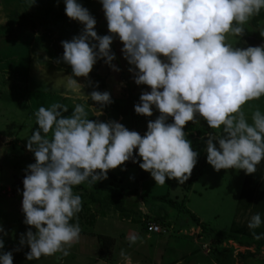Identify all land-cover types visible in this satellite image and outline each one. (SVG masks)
Instances as JSON below:
<instances>
[{"label": "clouds", "instance_id": "1", "mask_svg": "<svg viewBox=\"0 0 264 264\" xmlns=\"http://www.w3.org/2000/svg\"><path fill=\"white\" fill-rule=\"evenodd\" d=\"M34 3L29 0V6ZM100 3L108 34L97 33L95 17L81 3L64 0L66 16L82 25L79 34L60 42L63 53L57 58L41 59L39 51L33 54L41 80L70 101L71 110L54 102L34 112L36 127L25 146L35 162L23 169L21 201L23 223L29 227L19 235L16 248L4 251L7 231L0 225V264H13V251L25 245L28 261L70 255L80 240L78 214L83 210L74 187L106 180L110 170H126L128 161L138 163L155 184L164 185L166 178L184 184L199 155L185 132L189 122L202 119L209 129L219 130V135L210 131L202 137L206 162L214 171L254 174L264 160V112L256 108L249 122L244 111L250 101L264 97V44L238 46L245 25L264 9V0ZM7 20L0 14V25ZM115 38L122 43L120 51L134 83L150 89L141 91L135 113L145 117H151L153 109L159 113L147 121L143 136L114 119H99L113 99L110 92L98 90L99 82H93L89 73L98 60L121 71L112 63ZM50 60L67 65L70 72L57 68L49 74ZM262 225L258 212L247 222L256 240L264 238V233L254 231ZM138 239L128 237L130 243Z\"/></svg>", "mask_w": 264, "mask_h": 264}, {"label": "rangeland", "instance_id": "2", "mask_svg": "<svg viewBox=\"0 0 264 264\" xmlns=\"http://www.w3.org/2000/svg\"><path fill=\"white\" fill-rule=\"evenodd\" d=\"M86 7L96 19L95 30L99 35L108 34L107 21L102 10L100 0H77ZM64 0H35L29 6V0H0V14L8 18L7 22L0 25V135L7 137L0 143V225L7 231L4 236V251H11L19 245V235L24 233L29 226L20 219L21 201L12 186L20 177L24 176L23 169L34 163V156L26 151V140L36 127L34 112L40 106L48 107L54 102H71L62 100L57 92L49 90L34 68V53L39 51L40 58L44 55L50 58L59 57L62 40H70L73 35H78L82 25L70 20L64 11ZM26 13L24 25L16 26L14 23ZM262 21V22H261ZM246 33L239 40L240 47L264 41V20L256 23L252 18L245 25ZM231 39V38H230ZM53 44L50 45L51 41ZM258 41V42H257ZM112 51L116 58L113 64L121 65L117 60L116 52L119 48L118 38H115ZM48 63H52L50 60ZM97 69L108 72V83L102 91L110 92L112 98L127 96L128 89L134 94L140 88L134 86L132 78L126 88L120 84L122 79L118 72L109 68L103 60L96 62ZM122 66V65H121ZM30 72H29V70ZM93 66L92 72L98 71ZM104 69V70H103ZM49 74L55 73L54 67L47 68ZM30 76V78H28ZM93 82L96 78L89 77ZM83 82L84 78H78ZM99 82V81H98ZM128 82V81H127ZM124 83V82H122ZM85 91H92L87 88ZM145 91V90H144ZM140 93V92H139ZM91 103V101H89ZM259 108L264 112V97L250 101L244 106V111L249 116ZM158 112L153 111L151 117L137 115L131 112L120 116L116 112H104L99 117L102 121L114 119L122 123L129 130L137 131L141 136L146 131L147 121L154 120ZM97 117H90L96 119ZM172 121L169 119L168 121ZM203 123L191 122L185 128L187 138L192 142L194 150L198 151V162L192 170L190 178L184 184H178L175 179H167L164 185L155 184L148 172L139 167L138 163L126 162L124 171L120 167L110 170L108 178L96 184L122 188L131 191L125 197V206L136 222L121 219L120 214L111 206L103 207L104 215H100V208L90 204L92 211L99 213L93 226L84 222L80 223V240L70 249V255L62 260L56 256H42L39 260L28 261L25 253L29 251L25 245L20 251H13V264H127L125 257L130 255L134 264H169L178 260L177 264H264V238L256 240L247 227V222L255 213H260L264 220V205L261 196L264 194V179L256 185L245 182L246 175L243 170L214 171L206 162L205 145L201 136L204 129ZM219 135L218 129H212ZM3 143V144H2ZM21 143V145L19 144ZM32 156V159L30 157ZM139 160V157H137ZM1 191V190H0ZM257 197L252 204L249 194ZM146 194L147 205L140 195ZM166 194L169 198L182 202L185 210H177L164 200H154L152 196ZM151 209L148 210V209ZM250 208V209H249ZM192 213L199 220L198 226L191 218ZM155 216L154 222L159 227L158 232L150 231L147 226L146 216ZM257 233H264V225L255 229ZM97 234L108 235L115 238L112 254L109 259L98 257ZM146 234L150 237L145 238ZM137 235L139 239L130 243L128 237ZM240 246L236 258H232L236 251L232 246L224 245L230 236ZM142 240L143 246H141ZM240 240L242 243H239ZM161 241V243H159ZM207 244L206 247L203 244ZM158 244H161L159 248ZM232 248V249H231ZM208 253V254H207ZM250 253L256 256H249ZM160 255V256H159ZM159 256V257H158ZM160 258V259H159ZM132 264V263H131ZM174 264V263H171Z\"/></svg>", "mask_w": 264, "mask_h": 264}, {"label": "trees", "instance_id": "3", "mask_svg": "<svg viewBox=\"0 0 264 264\" xmlns=\"http://www.w3.org/2000/svg\"><path fill=\"white\" fill-rule=\"evenodd\" d=\"M26 13H24L21 18L15 23L16 26L18 25H24V22H26L24 19ZM264 19V9L261 10L259 15H255L252 17V22L256 23L257 21ZM60 56L62 55L63 52L58 51ZM91 77L96 78L99 81L98 84V90L102 91L106 84H105V79L97 74V72H93ZM139 96L140 94H133L129 92L126 97L122 98H112L113 103L106 106L103 111L104 112H116L120 116H125L131 112L134 111V104L139 102ZM154 112H158L157 110L153 109ZM140 159V158H139ZM22 179L23 177H20L17 179L15 182L12 183V186L14 187L15 193L17 196H20L22 199V190H23V184H22ZM75 194H78L82 198V208L83 210L78 214L79 217V224L81 222L86 223L90 227L94 225L95 220L97 216L99 215H104V208L103 207H108L111 206L114 210H116L120 214L121 219H127L131 222H136V220L128 214V211L125 206V197H127L131 191H125L122 188H117V187H112V186H105V185H92L89 186L87 182H85L82 185L76 186L73 189ZM148 195L142 194L140 195V198L144 202L145 205H147ZM154 200H164L168 204L177 207V210L184 211V205L182 202H178L176 200H173L169 198L166 194L163 195H155L152 196ZM90 204H94L95 206L97 205V208H100L101 211L99 213H96L95 211H92L91 208L89 207ZM148 210L151 211L149 208ZM152 212V211H151ZM191 218L195 221V225L198 226L199 220L196 218L192 213H190ZM23 213L20 210V219L23 221ZM147 222H152L150 220H155V216H146ZM75 223V219L72 221ZM83 234V233H81ZM96 239L98 241V257L100 259H109L112 254V247L114 246L115 243V238L108 236V235H103V234H97ZM231 240H236L237 237L232 235L230 236ZM239 243H242L240 240H238ZM248 244H244V246H247ZM249 256L254 257L256 254L250 253Z\"/></svg>", "mask_w": 264, "mask_h": 264}, {"label": "crops", "instance_id": "4", "mask_svg": "<svg viewBox=\"0 0 264 264\" xmlns=\"http://www.w3.org/2000/svg\"><path fill=\"white\" fill-rule=\"evenodd\" d=\"M264 20V19H263ZM17 22V21H16ZM15 22V23H16ZM262 22V21H261ZM12 23L13 24H15L14 23V21H12ZM51 41V40H50ZM118 42H119V48H118V51L116 52V55H118V57H117V60H119V63H121V65H118L117 63H116V65H117V67H119L120 69H121V71H119L118 73H119V75H120V77H121V79H122V82H124V83H122V82H120V84L122 85V86H124V87H126L127 89L128 88H130L129 87V84H131L130 83V80L131 79H128V78H132V73H129L128 72V67H129V65H128V63H127V61L123 58V56H122V54H121V51H120V49L122 48V43L119 41V39H118ZM258 42V41H257ZM53 44V41H51V43H50V45H52ZM256 45H254V44H250L251 46H258V45H262V44H264V41H260L259 40V42L258 43H255ZM55 51L56 52H58L56 49H55ZM60 52H63V47L61 48V51ZM58 54H60L59 52H58ZM60 56V55H59ZM57 58V57H56ZM161 59H164L163 57H161ZM114 62V61H113ZM54 67L56 70H57V68H63L64 69V71L67 73V72H70V68L67 66V65H63V64H61V65H56L55 63H47V68L48 67ZM97 67L98 66H96V64H95V69H97ZM100 68L101 67H99L97 70L98 71H95V72H97V74H99L100 76H102L104 79H105V81H106V83H108V80L109 79H107V76H105L106 74H108V72H105V70L103 71V72H99L100 71ZM29 70V69H28ZM29 72H30V70H29ZM92 72V71H91ZM92 75V73H89V77ZM28 78H30V76H28ZM94 78V77H93ZM128 81V82H127ZM106 85H109V84H106ZM134 86H137L135 83H134ZM139 87L140 88H142L140 91L138 90L137 92H135L134 94H141V91H149L150 89L146 86V85H139ZM129 92H131L132 93V91H130L129 89H128V91H127V93H129ZM140 92V93H139ZM170 120H171V117L169 118ZM172 121V120H171ZM200 122H202L203 123V127L202 128H204V129H202L201 130V136L202 137H204V138H206V136H205V134L207 133V132H213L212 131V129H209L208 127H207V125H206V122H204L202 119L201 120H199ZM3 139H7V137H4L3 135H0V143H1V141L3 140ZM3 142L4 143H6L4 140H3ZM3 144V143H2ZM20 145H21V143H19ZM26 151L29 153V151L26 149ZM30 159H32V156L30 157ZM264 179V160H262L261 161V163L259 164V165H257V171H256V173H254V174H247L246 175V179H245V182L246 183H248V184H252V185H256V187H257V184L259 183V182H261V180H263ZM1 191H0V193H4V192H2L3 191V188H1L0 189ZM249 198H250V200H251V202H252V204H249L248 203V205L250 206H252L253 204H255V199L257 198L256 196H255V198H254V193L252 192V193H250L249 195ZM261 200H262V205H264V194L261 196ZM264 207V206H263ZM250 209V208H249ZM263 211V214H264V210H262ZM148 233H155V232H148ZM146 237L145 238H148V237H150L148 234H146L145 235ZM140 242H141V246H143V243H142V240H140ZM159 243H161V241H159ZM224 243L225 242H223L222 244H220L222 247L223 246H230V247H232V246H234L236 249V251H234V254H233V249H232V258H236V256L238 255L237 253H238V249H240V248H242V247H246V246H240V245H238V244H234L235 242L233 241V240H228V241H226V243H230V244H228V245H224ZM116 244V243H115ZM206 245L207 244H203V246L204 247H206ZM232 245V246H231ZM158 246H159V248H161L160 246H162L161 244H158ZM243 249V248H242ZM208 254V253H207ZM160 256V255H159ZM158 256V257H159ZM130 255H128L127 257H125V261H126V263L127 264H134L130 259ZM160 259V258H159ZM181 256H180V258H178V260H175V261H173V262H171V263H174V264H177V263H180L181 261ZM171 263H169V264H171ZM159 264H162V261L161 260H159Z\"/></svg>", "mask_w": 264, "mask_h": 264}, {"label": "built area", "instance_id": "5", "mask_svg": "<svg viewBox=\"0 0 264 264\" xmlns=\"http://www.w3.org/2000/svg\"><path fill=\"white\" fill-rule=\"evenodd\" d=\"M146 226H147V228H148L150 231H154V232H158V231H160V230H159V227H158L156 224H154V222H147V223H146Z\"/></svg>", "mask_w": 264, "mask_h": 264}]
</instances>
